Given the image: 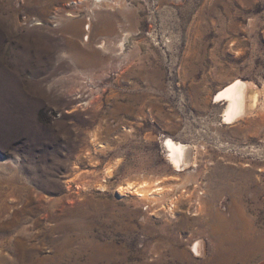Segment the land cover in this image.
Instances as JSON below:
<instances>
[{"label":"rangeland","instance_id":"obj_1","mask_svg":"<svg viewBox=\"0 0 264 264\" xmlns=\"http://www.w3.org/2000/svg\"><path fill=\"white\" fill-rule=\"evenodd\" d=\"M72 1L0 0V264H264V109L213 102L263 86L264 0Z\"/></svg>","mask_w":264,"mask_h":264},{"label":"bare ground","instance_id":"obj_2","mask_svg":"<svg viewBox=\"0 0 264 264\" xmlns=\"http://www.w3.org/2000/svg\"><path fill=\"white\" fill-rule=\"evenodd\" d=\"M81 1L83 0L72 1V3H79ZM91 1L96 6L107 5L106 0ZM86 29H89L88 24L86 25ZM85 36V40H87L88 37L87 35ZM124 42L125 38L119 41L117 45L118 49H123ZM213 98L214 103H219L223 105L220 113L222 124L232 125L238 119L249 117V115H252V113H254L255 110H257L258 108L264 109V83L262 88L259 89L253 82H246L235 78L229 83L225 84L221 89H219L213 95ZM92 141H94L93 137ZM94 146L99 149L103 145L101 143H97ZM162 147L164 149L165 158L168 164L175 172H183L189 167L196 165L195 158H189L188 152L190 150V146L188 144L176 140L171 136H165L162 140ZM110 169V167L105 169L106 176H110ZM74 183L77 188H82L85 186L84 181H74ZM67 185L69 186L70 183H68ZM98 187L103 189L104 186L102 184H99ZM168 189L169 188H166L162 180L158 178L142 179L138 182L127 180L123 184L117 186V193L120 196L129 193L132 196L139 198L143 202L152 204L155 201L164 197ZM172 205L173 202L169 204L168 211L170 212V214L173 213L172 209L174 205ZM199 247L200 246L197 242L193 245V252H195L196 255L200 252Z\"/></svg>","mask_w":264,"mask_h":264}]
</instances>
